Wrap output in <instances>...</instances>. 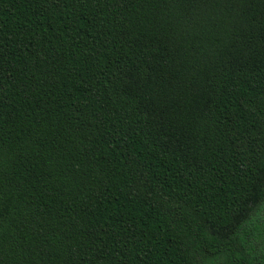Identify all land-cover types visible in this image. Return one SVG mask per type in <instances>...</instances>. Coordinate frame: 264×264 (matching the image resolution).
Instances as JSON below:
<instances>
[{"label": "trees", "instance_id": "1", "mask_svg": "<svg viewBox=\"0 0 264 264\" xmlns=\"http://www.w3.org/2000/svg\"><path fill=\"white\" fill-rule=\"evenodd\" d=\"M0 264H264V0H0Z\"/></svg>", "mask_w": 264, "mask_h": 264}]
</instances>
